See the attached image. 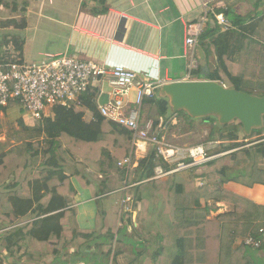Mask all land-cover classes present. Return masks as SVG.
Wrapping results in <instances>:
<instances>
[{"label":"trees","instance_id":"16d2710c","mask_svg":"<svg viewBox=\"0 0 264 264\" xmlns=\"http://www.w3.org/2000/svg\"><path fill=\"white\" fill-rule=\"evenodd\" d=\"M94 1L95 14L108 13L107 0ZM223 1L222 15L232 27L222 30L210 15L212 22L199 38L198 47L217 61L205 78L223 82V73L230 88L264 96V0H256L248 14L236 11L247 0ZM26 27L24 17L1 23L0 30ZM6 35L0 40V62L24 61L25 41ZM127 35L120 27L118 40L129 43ZM194 76L200 79L201 71ZM82 102L96 111L92 91ZM143 113L153 122L151 135L158 127L164 136L179 122L194 121L157 95L145 99ZM97 118L86 123L75 110L56 106L33 128L19 120L30 138L0 154V264H121L128 250L133 258L127 264H262L243 241L250 235L261 239L264 251V205L224 186L264 185V127L242 138L240 121L220 124L215 115L205 117L203 123L215 126L209 139L221 145L214 155H223L200 168L154 179L157 167L172 169L157 148L136 167L120 166L132 155V132L100 113ZM70 165L73 177L65 172ZM83 167L105 177L92 180ZM73 178L95 199L93 228L78 223ZM211 203H224L228 211L211 218Z\"/></svg>","mask_w":264,"mask_h":264},{"label":"crops","instance_id":"0c3cea01","mask_svg":"<svg viewBox=\"0 0 264 264\" xmlns=\"http://www.w3.org/2000/svg\"><path fill=\"white\" fill-rule=\"evenodd\" d=\"M255 1L247 0L246 3L238 5L236 11L248 14L252 11ZM53 4L54 0H49V5L55 6ZM106 4L108 13L95 14L93 10L98 9V2L94 0H58V21L55 22L58 24L57 54H77L81 60L94 61L107 67L123 65L138 74L137 82L154 84L157 87L156 95L168 101H171V98L164 88L174 82L185 81L189 74L190 60L185 48L188 24L199 22L205 14L222 15L227 8L223 0H107ZM45 6L46 0H38L37 5L27 9V27L22 30L23 33L20 36L25 41L24 60L27 62L37 49L32 45L40 39V29L47 27L40 22V17H43L41 10ZM37 9L40 13H37ZM31 14L40 15L34 26L30 25ZM53 22H49L48 26L57 31L52 26ZM120 27L127 30L129 43L118 40ZM8 30L11 34L18 31L13 28ZM56 34L52 33L50 38ZM45 54L54 53L39 51L38 55L42 57ZM216 62L215 56L207 57L198 47L196 64L201 71L200 80H208L205 76L213 67L211 63L216 64ZM221 76L222 83L226 84L227 80L223 73ZM113 93L114 88L111 84L103 81L92 88L96 111L91 107L83 106L75 112L82 114L83 121L86 123L95 122L98 120L99 106L113 99ZM129 96L128 108H132L136 99L135 88L130 91ZM5 113H11L10 115L15 119L23 118L25 123L29 122L27 117L23 116L20 106L6 110ZM72 181L77 190L75 202L79 210L78 223L82 228H93L98 211L95 199L90 190L82 188L75 178ZM224 188L258 205H264V185L246 187L230 182L225 184ZM214 205L218 209L214 216L228 211V206L224 203ZM86 212H89L90 216L84 219L81 215ZM82 222L87 224L83 225ZM263 253L259 251L256 258L261 260L264 257Z\"/></svg>","mask_w":264,"mask_h":264},{"label":"built area","instance_id":"2783aa9c","mask_svg":"<svg viewBox=\"0 0 264 264\" xmlns=\"http://www.w3.org/2000/svg\"><path fill=\"white\" fill-rule=\"evenodd\" d=\"M213 16L222 30L232 27L224 15ZM211 22L210 15L205 14L202 20L190 23L186 28L185 48L190 68L185 81L197 80L194 72L198 70L196 52L199 38ZM137 77L135 71L123 65L107 67L94 61L81 60L77 54L68 53L45 54L38 62H0V108H7L12 102L17 103L28 120L39 122L48 118L51 109L56 106L69 110L82 108V98L91 93L93 86L108 81L114 88V97L99 106V113L109 122L129 129L133 135L132 155L120 163V166L136 167L137 161L156 147L157 156L172 167L168 172L161 166L157 167L154 179H159L176 172L200 168L223 155H212L205 146H174L161 136L160 127L151 135L153 122H144L143 104L146 98L156 95L157 87L152 83L137 82ZM219 83L227 87L224 83ZM133 88L136 89V99L134 107L128 108ZM173 122L176 123V120ZM203 184L201 180L199 185ZM243 243L254 249L262 246V240L251 235Z\"/></svg>","mask_w":264,"mask_h":264},{"label":"rangeland","instance_id":"374dc122","mask_svg":"<svg viewBox=\"0 0 264 264\" xmlns=\"http://www.w3.org/2000/svg\"><path fill=\"white\" fill-rule=\"evenodd\" d=\"M38 0H3L2 6H0V25L1 23L7 22L9 20L15 19L19 22L22 21V19L24 17H26V15L23 14V9L24 8H30V6L32 7L33 5H37ZM17 5L18 6V12H14L13 8L14 6ZM55 6H50L49 5V0H46V6L42 11L43 13V17L41 18L40 15H34L31 14L30 15V25H35L38 22V17H40V22L43 25H46L47 27H43L44 29H40L41 32H39L40 34V39L37 40L36 42L33 43L32 47L33 48H37L34 52V55L30 58H28L29 62H38L41 61L43 59L44 56H39V51L42 52H47L50 51L54 54H57V50H58V24H55L56 21H58V0H54V4ZM32 9V8H31ZM37 13H40V11L37 9L36 10ZM34 12V11H33ZM49 18H51L52 20H48ZM54 21V22H53ZM49 22H53L52 26H54L56 28L57 31L52 30L51 28H49L48 24ZM41 23H39V25L41 26ZM10 30L6 29V31H1L0 30V40L2 41L4 36H7L6 34H10ZM14 34H18L20 36H22V30H18V31H14ZM52 33H57L56 36L51 37ZM33 35V33H32ZM45 36H49L46 37ZM41 47V48H39ZM5 53V51H3ZM213 65L212 69H210V71H214L216 69V64L215 63H211ZM224 78L226 79V77L224 76ZM197 79V78H196ZM225 84V82H224ZM227 87H229L227 84H225ZM257 97L261 95L259 93H254ZM18 104L17 103H13L8 110H12L14 108H18ZM211 112H215V118L217 119V122L220 124H224L225 123V116L224 113L222 111H219L218 109L213 110ZM209 112V113H211ZM209 113H207L205 116H208ZM11 113H4L3 115L0 114V154H3L5 151L9 150L12 146H16L18 144H20L22 141L24 140H28L29 137V133L25 130V128L20 127L19 125V120H23V118L20 119H15L13 118V116L10 115ZM211 115V116H214ZM23 116H24V112H23ZM209 116V117H211ZM203 117H198V118H194L193 120V125H190L189 122H179L178 125H176L177 127H174L173 129L167 130L164 133V137L166 138V140L177 147H181V148H192V147H196V146H205L207 148H209V152L210 154L214 155L216 154L219 150H220V143L219 142H214L212 140L209 139L210 134L212 132V130L215 128V126L213 124H205L203 123ZM143 120L144 122H148L149 119L145 116V114L143 113ZM233 121H231L232 123ZM25 123V121H24ZM37 124H39L38 122H34V121H30L25 123V126H27L28 128H33L35 127ZM177 124V120L176 123ZM249 136V134L245 131V129H243V134H241V137L243 138V136ZM229 144V143H228ZM225 155V154H224ZM74 171L75 168L73 166H68L67 169H65V172L67 175L73 177L74 176ZM81 172L90 177L92 180L95 179V181H98L99 179H103V177H105L104 175H96V173H92L91 171L87 170L85 167H83L81 169ZM97 177V178H96ZM24 178V176H23ZM99 178V179H98ZM23 181V179L21 180ZM22 183V182H21ZM81 203L79 202V205ZM211 218L215 217L214 214H216L218 212V209L216 207V205L211 203ZM217 211V212H214ZM90 213L86 212V214L84 213L83 215H81L82 218L87 219L89 218ZM80 217V215H79ZM88 222V221H87ZM82 224H87L85 222H82ZM259 251H261L263 253V250H258V249H251V253L253 254V256H256ZM264 254V253H263ZM259 256V255H258ZM131 258H133V256L130 254V251L128 250L127 253L121 257L120 259V263L121 264H127L129 263V261L131 260ZM262 264H264V257L260 260Z\"/></svg>","mask_w":264,"mask_h":264},{"label":"water","instance_id":"95a60500","mask_svg":"<svg viewBox=\"0 0 264 264\" xmlns=\"http://www.w3.org/2000/svg\"><path fill=\"white\" fill-rule=\"evenodd\" d=\"M164 90L171 98L169 104L174 112L185 111L192 118H205L218 109L224 113V124L238 120L249 135L264 127V96L238 92L211 80L177 81Z\"/></svg>","mask_w":264,"mask_h":264},{"label":"clouds","instance_id":"9594fccd","mask_svg":"<svg viewBox=\"0 0 264 264\" xmlns=\"http://www.w3.org/2000/svg\"><path fill=\"white\" fill-rule=\"evenodd\" d=\"M197 80H200L199 78H197ZM213 82H215V81H213ZM217 82H219V81H217Z\"/></svg>","mask_w":264,"mask_h":264}]
</instances>
